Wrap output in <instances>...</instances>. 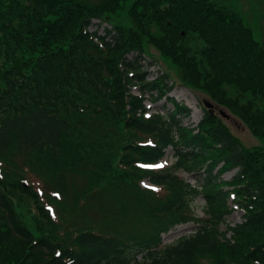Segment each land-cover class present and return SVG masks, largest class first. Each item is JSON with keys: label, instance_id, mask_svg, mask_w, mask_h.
<instances>
[{"label": "trees", "instance_id": "trees-1", "mask_svg": "<svg viewBox=\"0 0 264 264\" xmlns=\"http://www.w3.org/2000/svg\"><path fill=\"white\" fill-rule=\"evenodd\" d=\"M128 1L133 26L113 25ZM188 34L206 44V69L184 45ZM149 46L180 70L183 86L207 93L264 140L256 104L264 102V43L212 0H0V264H264L263 151H245L210 111L184 126L191 110L168 98L166 73L149 78ZM165 98L173 110L149 115L145 101ZM102 120L118 128L116 148L126 136L109 165L117 181L89 196L86 213L97 218L70 225L64 171L88 166L84 144ZM170 147L175 164L151 170ZM184 173L197 175L196 184ZM144 179L155 189L143 188ZM36 183L63 199L41 198ZM17 192L31 203L34 227L22 219ZM232 195L244 222L222 231ZM81 197L72 203L88 204ZM198 198L204 218L191 210ZM191 222L194 233L164 245L163 235Z\"/></svg>", "mask_w": 264, "mask_h": 264}, {"label": "rangeland", "instance_id": "rangeland-1", "mask_svg": "<svg viewBox=\"0 0 264 264\" xmlns=\"http://www.w3.org/2000/svg\"><path fill=\"white\" fill-rule=\"evenodd\" d=\"M92 2H97L98 0H90ZM217 5L224 7L227 11L237 14L241 22L249 28L255 37V39L259 43H264V0H212ZM129 1L127 2V8L125 11L120 13L117 17H112V24L120 25L121 27L128 29L133 26L132 20L128 14ZM93 30V29H92ZM159 34V31L155 32ZM184 45L190 49L192 56L196 58V61L201 64L203 68H207L206 60L202 55L203 50L206 48V44L198 37L196 34H188L184 41ZM148 54L150 57L146 56L145 66L151 72V76L149 78L153 79L157 76H161L162 74H167L169 78L170 85H173V91L169 93L168 98H173L180 105L186 106L191 110L190 116L183 118V124L187 127H196L204 118L205 113L209 111L206 108L204 102H209L214 106L215 115H218L222 118V122L228 127L231 134L241 143L243 149L245 151H263L264 153V140L256 137L250 127L237 115H234L230 109L225 106H222L216 102H214L207 93L202 91L191 90L185 86L180 79L181 73L180 70L167 58H165L154 46L148 47ZM130 58H133L130 57ZM229 93L231 96L239 95L237 91H234V88L228 87ZM132 93L134 95L139 94V90L133 88ZM243 100L251 98L248 95L243 96ZM258 108L264 110V102L256 101ZM146 108H151L149 111L151 114L161 113L166 114L167 111L173 110V105L165 98L159 101L158 103H152L150 100L145 101ZM222 111L226 116L222 117L220 114ZM108 122V121H107ZM92 128L94 133L98 135V137L94 136V138L86 139L83 150L87 151L90 155V163L85 168L83 165L77 167V170H74L72 167H69L64 171L66 177L68 178V186L70 188V193L67 191L64 195H66V199L69 204L63 209L64 216L68 219V223L70 225L77 224H85L88 221H84V217L88 218H97V216H93V214L86 213V210L90 206V202L88 200L89 196L94 193L103 192L105 188L110 186L111 182L117 181V178L114 176V171L112 168H109L111 159L115 156L117 158V153L120 149L122 141L126 138L123 133L120 132V145L116 148V133H119L118 128L112 122H104V120L99 121L97 123H93ZM94 135V134H93ZM92 139V140H91ZM173 149L167 150V155L163 158L162 163L159 167L150 168L151 170L156 171H165L168 168L172 167L175 164V160L173 157ZM262 153V154H263ZM176 155V154H175ZM114 169V167H113ZM58 171L57 169H55ZM238 170L226 172L222 176V180L229 182L236 175ZM182 177L187 180V182H191L193 184L196 183L198 179L197 175H185L182 174ZM143 188L153 190V186L150 184L148 179H144L141 181ZM38 187V192L41 194L40 187L38 183H36ZM42 188V187H41ZM233 187L226 186L225 190L232 192ZM45 193L41 198L45 199L46 194L48 193L51 196H57V200L61 201L63 199L62 195L58 193H52L55 191L48 192L44 187ZM62 190V189H61ZM77 191V192H75ZM17 196L21 198V215L25 224L28 227H34L31 221L27 218L29 216L28 210L31 208L28 203V199L26 195L20 194L17 192ZM79 196H82L83 200H87L88 204L75 206L73 200L77 199ZM237 198L234 195L230 196L228 199V205L232 209V212L228 215L226 219V224L222 227V231L227 230L228 227H234L240 225L244 222V211L242 208H238ZM76 208H73V206ZM204 200L203 198L195 199L192 203V213L197 217L204 218ZM53 210L56 213L57 209L53 206ZM53 213V211L51 212ZM54 213V214H55ZM26 215V217L24 216ZM58 215L63 214L62 211L56 213ZM107 218L112 217L102 212ZM101 216V215H100ZM98 222V221H97ZM106 224V222H104ZM197 229L195 223H186L180 224L175 229L171 230L168 234L163 235L164 245H169L175 243L180 237L185 235H190L194 233ZM228 240H232V233H229L227 236Z\"/></svg>", "mask_w": 264, "mask_h": 264}, {"label": "water", "instance_id": "water-1", "mask_svg": "<svg viewBox=\"0 0 264 264\" xmlns=\"http://www.w3.org/2000/svg\"><path fill=\"white\" fill-rule=\"evenodd\" d=\"M204 104H205L206 108L209 109V111H210L211 114H215V112H214V106L211 103H209V102L206 101V102H204ZM220 114L223 117L226 116L222 111H220Z\"/></svg>", "mask_w": 264, "mask_h": 264}]
</instances>
